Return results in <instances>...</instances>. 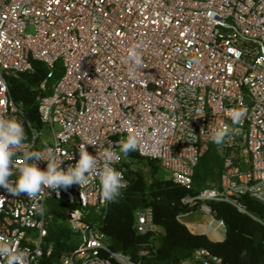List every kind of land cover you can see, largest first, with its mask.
Masks as SVG:
<instances>
[{"label": "built area", "instance_id": "obj_1", "mask_svg": "<svg viewBox=\"0 0 264 264\" xmlns=\"http://www.w3.org/2000/svg\"><path fill=\"white\" fill-rule=\"evenodd\" d=\"M33 60L47 67L37 86L39 126L10 90L11 76L33 70ZM57 62L62 72L49 84ZM238 109L245 114L233 125L231 113ZM9 116L24 125L23 150L50 147L62 168L85 147L102 162L105 149L119 153V143L138 134L136 151L157 159L186 188L213 146L223 158L218 183L184 195L189 209L177 220L222 241L225 224L209 201H224L264 224L242 201L264 202V0H0V117ZM223 125L234 131L218 146L211 135ZM43 126L51 133L48 143ZM124 162L130 160L121 156L114 166L127 186ZM46 163L37 161L42 168ZM51 198L68 205L70 229L80 240L67 242L52 264H152V240L166 232L152 207L136 210L133 223L149 241L134 254L112 249L101 228L111 202L102 201L96 176L85 186L60 188L58 197L47 189L35 197L12 196L0 187V245L21 254L19 264H48L54 255L46 223ZM202 214L213 224L182 220ZM176 264L230 263L198 247Z\"/></svg>", "mask_w": 264, "mask_h": 264}, {"label": "trees", "instance_id": "obj_2", "mask_svg": "<svg viewBox=\"0 0 264 264\" xmlns=\"http://www.w3.org/2000/svg\"><path fill=\"white\" fill-rule=\"evenodd\" d=\"M32 63L33 70L11 76L10 90L13 98L21 102L25 115L33 124L39 126L37 86L46 76L47 67L39 60H33ZM61 72L62 66L57 62L49 84L56 80ZM48 92L49 90L46 91ZM127 158L130 162H124V170L129 184L121 189L117 201L110 203L101 226L109 237L112 249L134 254L144 242L149 241L150 235H138L133 223L136 210L151 206L155 221L166 231L152 240L157 246V254L151 260L152 264H176L198 247L208 248L230 264H264V224L247 213L240 212L232 204L209 201L216 216L225 224L226 234L222 241H214L202 233H193L184 223L177 220L178 214L189 209L181 202L184 195L196 193L204 186L218 183L223 158L213 146L198 160L194 168L192 188H186L175 182L172 177L164 176L163 168L157 159L142 156L136 150L130 151ZM242 201L249 211L264 220V202L249 196H244ZM61 203L62 201L51 198L50 211L53 215L66 218L67 211L60 207ZM58 229L56 242L61 250L69 243L71 231L69 227L63 228L61 225ZM48 230L49 238H54L52 224L48 225ZM63 232L67 234L63 236ZM53 260L54 255L51 254L47 263L52 264Z\"/></svg>", "mask_w": 264, "mask_h": 264}, {"label": "clouds", "instance_id": "obj_3", "mask_svg": "<svg viewBox=\"0 0 264 264\" xmlns=\"http://www.w3.org/2000/svg\"><path fill=\"white\" fill-rule=\"evenodd\" d=\"M133 60L137 66L142 64L138 57L133 56ZM244 114L243 109L234 110L231 113L232 124H238ZM43 118L47 119V111ZM233 131L227 125L218 127L212 132V142L218 146L223 145L225 138ZM25 139L24 125L19 118L0 117V187L12 196L26 193L29 197H35L47 189L50 193L55 191L58 197L60 188L73 183L85 186L96 176L99 178L103 202H116L121 189L126 187L122 173L114 165L121 156L127 157L130 151L137 150L139 142L138 134H129L119 143V153L110 149L101 153L102 162L85 147L79 152L74 164L62 168V159L50 147L43 152L23 150ZM17 151L21 152L19 157H16ZM17 159L22 161L20 166ZM41 159L47 162L46 167L38 166L37 161ZM10 176L15 178L9 179ZM0 257L6 258V264H19L21 261V254H12L10 248L4 245H0Z\"/></svg>", "mask_w": 264, "mask_h": 264}, {"label": "rangeland", "instance_id": "obj_4", "mask_svg": "<svg viewBox=\"0 0 264 264\" xmlns=\"http://www.w3.org/2000/svg\"><path fill=\"white\" fill-rule=\"evenodd\" d=\"M29 30L32 31L33 30L32 27H30ZM55 128H57V127L55 126ZM39 131L41 132V137H42V140L44 141V143L50 142L51 133H50L49 128L47 126H43L42 128L39 129ZM162 173L166 177L170 176L169 173L166 170H164V169H162ZM60 207L63 210L68 211V205L65 202H62L60 204ZM50 210H51V208L49 207V205H46V212H47V221H46V223H47V226L49 224H52L53 230H54V233H55L54 234L55 235L54 238H51L50 239L51 241L49 243H51L53 245V247L55 248L54 260L56 261L58 259V254L60 252V249L58 247V243L56 242L57 234H59V229L58 228H59L60 225L63 228H66V227L70 228V226H69V222H68V218L67 217L66 218H60V217L56 216L55 214L53 215ZM89 216L93 217L94 213H92V214L90 213ZM208 218H209V215L202 214V215H198V216H192V215L184 216V217H182V220H184V221H203V222H205V221H207ZM208 222H211V221H208ZM70 231L71 232H70V236H69V240L68 241L70 243H72L73 245H76L80 241L79 237H78V234L76 232H74L73 230H71V229H70ZM61 234L64 236L67 233L63 232ZM45 245L47 246V243H45Z\"/></svg>", "mask_w": 264, "mask_h": 264}, {"label": "bare ground", "instance_id": "obj_5", "mask_svg": "<svg viewBox=\"0 0 264 264\" xmlns=\"http://www.w3.org/2000/svg\"><path fill=\"white\" fill-rule=\"evenodd\" d=\"M205 224H213V222H212V221H211V222H208V220H207V221H205ZM190 226L193 227L194 225L191 224ZM210 235H211L212 237H214V238H215V237H216V238L219 237L218 234L215 233V232H213V233L210 234Z\"/></svg>", "mask_w": 264, "mask_h": 264}, {"label": "crops", "instance_id": "obj_6", "mask_svg": "<svg viewBox=\"0 0 264 264\" xmlns=\"http://www.w3.org/2000/svg\"><path fill=\"white\" fill-rule=\"evenodd\" d=\"M214 238V237H213ZM216 238V237H215Z\"/></svg>", "mask_w": 264, "mask_h": 264}]
</instances>
